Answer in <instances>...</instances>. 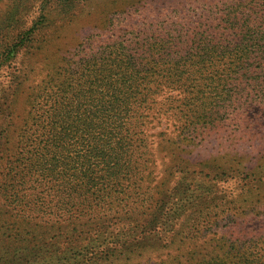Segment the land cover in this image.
Segmentation results:
<instances>
[{
    "label": "trees",
    "instance_id": "obj_1",
    "mask_svg": "<svg viewBox=\"0 0 264 264\" xmlns=\"http://www.w3.org/2000/svg\"><path fill=\"white\" fill-rule=\"evenodd\" d=\"M27 1L0 25V74L10 71L0 97V214L25 227L6 238L0 264H264V222L243 221V208L264 209V198L240 203L224 188L245 174L241 190L264 196V163L227 162L212 196L205 184L170 196L165 179L158 211H125L138 193L142 205L153 196L150 124H169L162 135L188 155L255 132L246 114L264 111V0H104V27L89 33L81 18L96 0ZM35 76L43 79L33 88ZM193 165L180 154L169 173ZM190 207L202 211L185 215ZM28 219L42 225L30 230ZM196 235L189 250L173 248ZM166 248L175 252L150 258Z\"/></svg>",
    "mask_w": 264,
    "mask_h": 264
},
{
    "label": "rangeland",
    "instance_id": "obj_2",
    "mask_svg": "<svg viewBox=\"0 0 264 264\" xmlns=\"http://www.w3.org/2000/svg\"><path fill=\"white\" fill-rule=\"evenodd\" d=\"M116 3H129L130 0H114ZM138 1V0H136ZM23 2V3H22ZM89 4L87 5V3ZM84 6L85 9H92L86 10L85 15L81 18L84 23L88 25V29L86 33H89L90 31L94 32L97 31L99 28L101 29L104 27L105 17L107 16V11H111V8L109 7V4L107 1L104 0H96L94 1H88ZM28 3L27 0H0V25L7 21L10 18V14L13 12L15 6H26ZM87 5V6H86ZM55 32V29L53 28L51 33ZM58 34V33H57ZM69 35H66L68 37ZM64 49H68V45H64ZM16 71V70H14ZM18 72V71H17ZM9 73L10 71L8 68H5L2 70L0 74V97L3 95V92L8 89V82H9ZM43 77H33L32 82H27V84L33 86V88L39 84L42 81ZM28 85V86H29ZM30 87V86H29ZM26 89V88H25ZM27 90V89H26ZM27 96V93L24 94L23 97H19L17 101H25V98ZM252 110H250L246 117H249V123H251V126L255 129V132H251L250 134L245 135H237L232 136L230 138H226L225 140H221L222 147L218 146L216 149H213L214 146L211 145H205L197 148L192 152V154L188 155L187 153H181L180 151H177L174 146L175 137L170 140V138L173 135H167L163 136L162 132L164 130H167V126L169 124L162 123H153L150 124V132L148 136L149 141V158L151 160L150 167L148 169V173L151 174V180L145 184V190L146 187L150 188L149 195H153L151 200L148 204L142 205V199H143V192L137 194L135 198H133L130 202L128 208H126L125 211H138L142 206L143 209L145 208L148 210V215H153L156 211H158V208H155V198L157 197V191L158 187L161 184V182L165 179H168V185L165 189L166 193H169L171 195H176L175 190L180 188L182 184L185 185V187H194L197 188L201 184L208 185L207 188L211 189L213 192L209 195L216 194L215 187L219 184L217 183L214 178L219 173H222V167H225L226 163L228 162V168L231 169V163L233 164V160H238L242 163L241 164H235L233 165L234 169H242L250 166H258L263 165L264 163V111H260V105L257 104V106H253ZM247 109V108H246ZM155 126V127H154ZM261 127V129H260ZM170 133L169 130L167 131V134ZM172 142H174L172 144ZM183 155V159H192L194 162V165L192 167H188L187 170L180 169L179 171H176L175 173L170 174L169 169L172 166L173 161L179 157V155ZM195 159V161H194ZM234 175H237L239 172L234 171ZM169 175H172L169 177ZM232 175V174H231ZM245 177H247L245 174L241 176H231V180L228 183V186L223 185V183L219 184V187H224L227 192H232V198L236 199L237 202L243 203L245 201L249 203H257L260 202L264 196L263 194L259 192H247L241 190L242 187H240L239 183H244ZM230 178V176H229ZM259 181L264 182V177L260 178V176L257 178ZM258 181V183H259ZM250 182V181H248ZM249 185L254 186L256 184L249 183ZM210 186V187H209ZM227 187H229L227 189ZM230 190V191H228ZM182 190H178L177 193H181ZM229 194V193H228ZM210 196V197H211ZM216 196H214L215 198ZM1 204V203H0ZM2 207V206H0ZM243 208L244 213L246 215L243 217V221L251 222L247 225V227L256 226V229L260 227V222H264V209L263 208ZM4 208V207H2ZM185 215H192L194 211H199L202 209L198 207L193 208H187ZM120 210H115V213H117V216L122 215L123 212ZM14 213H1L0 214V248L4 245L8 244V237H17L18 239V233L16 232V229L25 228L23 223L21 222V218H18L17 215H13ZM23 220V219H22ZM27 223H30L29 229L34 230L35 226L42 225L41 222H39L36 219H28L26 221ZM53 224V223H52ZM64 224V223H60ZM255 228V227H254ZM11 229L10 232H8V235H6V232ZM61 233H67V230H57ZM114 232H118V228H115L113 230ZM194 240V236L190 237L185 242H181V239L176 240V244L173 246V248L178 249L181 244L188 245V250L191 245L196 241ZM7 238V239H6ZM62 241L63 239H59ZM30 241L33 242V245L36 244L37 240L35 238H30ZM46 244H49V242H45ZM57 243V240L53 242V245ZM60 248L62 250H65L66 248L61 243ZM184 251V252H188ZM170 252H175V250L171 248L163 249L161 252L152 253L150 258L153 260H157V257L161 254H168ZM144 261V260H143ZM184 261V260H182ZM118 264V263H116ZM124 264V263H119Z\"/></svg>",
    "mask_w": 264,
    "mask_h": 264
}]
</instances>
